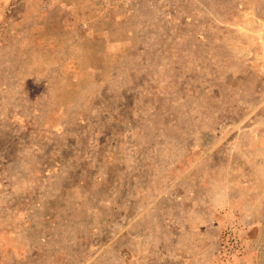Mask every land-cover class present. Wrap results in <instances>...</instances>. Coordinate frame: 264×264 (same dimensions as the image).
Returning a JSON list of instances; mask_svg holds the SVG:
<instances>
[{
	"label": "rangeland",
	"instance_id": "obj_1",
	"mask_svg": "<svg viewBox=\"0 0 264 264\" xmlns=\"http://www.w3.org/2000/svg\"><path fill=\"white\" fill-rule=\"evenodd\" d=\"M0 264H264V0H0Z\"/></svg>",
	"mask_w": 264,
	"mask_h": 264
}]
</instances>
